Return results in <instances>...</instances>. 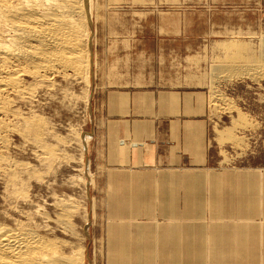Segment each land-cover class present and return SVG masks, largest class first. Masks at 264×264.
<instances>
[{
  "label": "crops",
  "instance_id": "obj_1",
  "mask_svg": "<svg viewBox=\"0 0 264 264\" xmlns=\"http://www.w3.org/2000/svg\"><path fill=\"white\" fill-rule=\"evenodd\" d=\"M169 3L97 4L105 264H264V171L211 163L209 42Z\"/></svg>",
  "mask_w": 264,
  "mask_h": 264
},
{
  "label": "rangeland",
  "instance_id": "obj_2",
  "mask_svg": "<svg viewBox=\"0 0 264 264\" xmlns=\"http://www.w3.org/2000/svg\"><path fill=\"white\" fill-rule=\"evenodd\" d=\"M98 1L90 0L89 21L85 19L88 82L65 78L63 73L50 74L52 85L49 82L39 86L35 82L38 94L34 93L31 106L24 100H18L14 106L50 129L42 135L41 143L45 145L36 143V137L22 126L23 121L11 120L21 131L10 130L8 142L0 151L3 167H0V212L13 210V217L36 221L39 225L50 219V225L54 226L57 216L64 213L63 198L73 197L79 207L73 212L74 217H70V228L58 227L48 234L58 238L60 244L64 243L65 251L73 244H81L84 264H105L101 158L92 149L96 146L93 120L102 79L103 27L95 24V18L97 22L101 15L97 10ZM191 1L169 0V8L170 11H190L188 17L198 18L200 22L189 26V32L209 42L206 91L211 163L229 169L264 171V0ZM31 80L30 76L25 77L28 84L34 83ZM14 170L18 172L17 183L22 190L18 200L12 196L14 188L8 181Z\"/></svg>",
  "mask_w": 264,
  "mask_h": 264
},
{
  "label": "bare ground",
  "instance_id": "obj_3",
  "mask_svg": "<svg viewBox=\"0 0 264 264\" xmlns=\"http://www.w3.org/2000/svg\"><path fill=\"white\" fill-rule=\"evenodd\" d=\"M89 10L90 0H0V151L8 142V132L20 129L13 125L11 120L23 121L22 126L36 137V143H41L42 135L50 130L45 127L46 124L34 121L28 117L30 115H23L22 110L14 106L18 100L32 103L35 91L38 90L36 83H39V86L49 82L51 84L49 76L55 73H63L65 78L74 77L75 80L88 82L85 36ZM257 66L260 67L261 62ZM26 76H30L34 83L28 84L25 81ZM17 173L14 170L8 179L14 188L11 194L16 200L20 199L22 194L17 183ZM61 203L64 205V213L57 216L54 226L50 225V219L39 225L36 221H23L19 216L13 217L11 208L10 213L6 210L0 212V264H84L85 252L81 244H73L65 251L62 248L64 243L60 244L58 238L48 234V231H54L58 227L68 230L70 217L79 207L70 196L63 198ZM35 212L40 213L38 210Z\"/></svg>",
  "mask_w": 264,
  "mask_h": 264
}]
</instances>
